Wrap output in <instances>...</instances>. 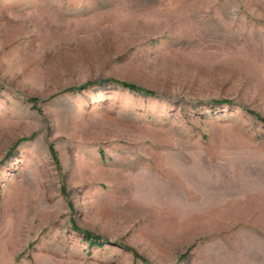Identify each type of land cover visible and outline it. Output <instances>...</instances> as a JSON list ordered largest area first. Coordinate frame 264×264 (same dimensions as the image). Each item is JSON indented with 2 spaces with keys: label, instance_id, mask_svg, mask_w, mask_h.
Wrapping results in <instances>:
<instances>
[{
  "label": "rangeland",
  "instance_id": "374dc122",
  "mask_svg": "<svg viewBox=\"0 0 264 264\" xmlns=\"http://www.w3.org/2000/svg\"><path fill=\"white\" fill-rule=\"evenodd\" d=\"M0 264H264V0H0Z\"/></svg>",
  "mask_w": 264,
  "mask_h": 264
},
{
  "label": "trees",
  "instance_id": "16d2710c",
  "mask_svg": "<svg viewBox=\"0 0 264 264\" xmlns=\"http://www.w3.org/2000/svg\"><path fill=\"white\" fill-rule=\"evenodd\" d=\"M119 84H121L122 86L127 87L129 89L135 90V91H141L142 90V89H140V88H138V87H136L134 85H129V84H126V83H123V82H121ZM88 237L90 238V235H88ZM93 240H94V238H92V242H93Z\"/></svg>",
  "mask_w": 264,
  "mask_h": 264
}]
</instances>
